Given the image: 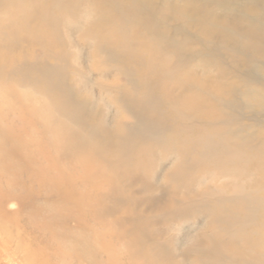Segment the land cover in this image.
Masks as SVG:
<instances>
[{
  "label": "rangeland",
  "instance_id": "374dc122",
  "mask_svg": "<svg viewBox=\"0 0 264 264\" xmlns=\"http://www.w3.org/2000/svg\"><path fill=\"white\" fill-rule=\"evenodd\" d=\"M104 5L71 16L69 35L45 17H16L12 33L0 23V264H241L228 261L239 245L223 247L234 224L218 197L231 190L200 200L214 184L198 186L190 165L201 134L234 123L249 136L241 180L264 200V34L208 38L170 23L154 42ZM218 5H258L249 19L264 27V0L207 7ZM222 91L232 114L218 112ZM143 95L155 106L142 111ZM237 232L264 243V203Z\"/></svg>",
  "mask_w": 264,
  "mask_h": 264
},
{
  "label": "bare ground",
  "instance_id": "6f19581e",
  "mask_svg": "<svg viewBox=\"0 0 264 264\" xmlns=\"http://www.w3.org/2000/svg\"><path fill=\"white\" fill-rule=\"evenodd\" d=\"M160 1L0 0V23L8 33H12L15 32L14 21L16 17L21 18L26 23L45 17L47 20H53L55 29L59 28L64 34L67 33L69 35L72 32L71 16L77 13L78 15H82L86 21H89L97 14V10L103 12V9L106 7L104 4L109 2L113 5L119 16L123 17L121 19L123 27L126 26L131 32L137 28H141L144 33L149 34V39L154 42H167L171 31L168 27L170 23L176 24V31H182L186 27L198 25L201 28V33L208 38L221 37V39H226L230 36V33H239L243 37L247 34H264V27L258 28V22L254 19H249L252 17L253 11L257 13L258 5H246L244 9L239 8L234 14L229 15L224 10H221L222 7L220 5L216 9L207 7V4L211 3L212 0H165L164 9L160 7ZM253 1L249 0V3L251 4ZM199 3L200 8H197V6L199 7ZM218 11L224 12L221 17L218 16ZM47 20L45 21L48 22ZM45 45L46 43H43V46ZM218 96L223 105L218 112L222 111L221 114L225 115L234 113L233 103L229 99L230 94H225L222 91L218 93ZM255 96L256 93L253 89H247L243 92L245 100L256 101L257 97ZM191 101L193 102V100ZM155 103L156 101L143 95L141 101L142 111L146 110L148 106L154 107ZM258 105L263 107L264 103L258 102ZM184 108L188 109V111H193L194 105L188 101L184 104ZM126 109L127 112L130 111L128 106H125V111ZM156 110L157 108H154V112ZM206 112L207 108L203 109V113ZM146 124L151 134H159L158 124H156L154 118H149ZM234 125V123H231V128L229 129H214L213 134L203 133L196 139V142L202 148V152L195 158V163L190 165V170H196L194 178L196 183H199L198 186L202 183H207L206 186H208V183L214 184L213 187H210L208 190L206 189L202 193L200 200L210 194L219 196V194L221 195L227 190H231L227 196L218 197V204L222 202L221 204L225 206L224 211L227 215L224 217L227 218L226 221L233 222L234 224V229L228 230V232H231L230 235L233 236V239L228 241L222 240L223 247L226 245H230L229 247L239 245L237 246L238 248L230 250L228 261L233 262L235 261L234 258H237L240 259L241 264H264V243L258 245L255 240L253 242L247 241L237 232H241L243 228L252 223H257L258 212L264 200L259 198V191L247 190L245 186L247 181L241 180L248 177L241 162L245 160V147L248 145L249 136L244 135L243 131H240L239 128L233 129ZM216 138L219 139L218 142ZM202 166L206 167L203 172L199 170ZM181 175L184 176V172ZM211 184L210 186H212ZM244 249H247L248 256L243 254V252L241 253ZM252 249L253 254L250 253Z\"/></svg>",
  "mask_w": 264,
  "mask_h": 264
}]
</instances>
